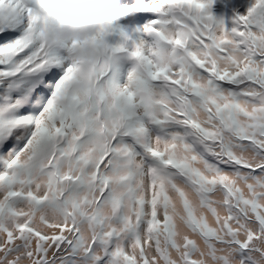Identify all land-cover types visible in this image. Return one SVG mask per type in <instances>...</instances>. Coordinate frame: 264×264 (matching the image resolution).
I'll list each match as a JSON object with an SVG mask.
<instances>
[{"label":"snow or ice","instance_id":"obj_1","mask_svg":"<svg viewBox=\"0 0 264 264\" xmlns=\"http://www.w3.org/2000/svg\"><path fill=\"white\" fill-rule=\"evenodd\" d=\"M131 2L85 63L55 0H0V264H264V0H161L139 42Z\"/></svg>","mask_w":264,"mask_h":264},{"label":"clouds","instance_id":"obj_2","mask_svg":"<svg viewBox=\"0 0 264 264\" xmlns=\"http://www.w3.org/2000/svg\"><path fill=\"white\" fill-rule=\"evenodd\" d=\"M114 8V0H56L57 16L46 31V44L54 48L68 41L81 42L67 50L69 57L76 62L91 63L105 57L109 44L107 37L99 46L83 42L97 35L101 26L111 18ZM172 59L169 55L163 62L171 63ZM75 87L88 90L93 85L81 75Z\"/></svg>","mask_w":264,"mask_h":264},{"label":"trees","instance_id":"obj_3","mask_svg":"<svg viewBox=\"0 0 264 264\" xmlns=\"http://www.w3.org/2000/svg\"><path fill=\"white\" fill-rule=\"evenodd\" d=\"M220 10L218 13H216V17L215 19L221 18L223 20H234V17L236 16L235 12L237 10V8H242V7H236L230 3H228L227 1H223L220 4Z\"/></svg>","mask_w":264,"mask_h":264},{"label":"rangeland","instance_id":"obj_4","mask_svg":"<svg viewBox=\"0 0 264 264\" xmlns=\"http://www.w3.org/2000/svg\"><path fill=\"white\" fill-rule=\"evenodd\" d=\"M236 1H243V2L246 1V10H247L248 7L251 5V1H252V0H236ZM158 3H159V0H146V1H145V4L148 5L149 7H154V6H155L156 4H158ZM246 10L239 11L238 14H239V15H244V14H242V13H243L244 11H246ZM212 13H213V16H214V18H215V17H216V13H215V11L212 10ZM140 40H144V39H143V38H139L138 42H139Z\"/></svg>","mask_w":264,"mask_h":264},{"label":"bare ground","instance_id":"obj_5","mask_svg":"<svg viewBox=\"0 0 264 264\" xmlns=\"http://www.w3.org/2000/svg\"><path fill=\"white\" fill-rule=\"evenodd\" d=\"M250 6H251V5H250ZM250 6H249V7H250ZM249 7H248V8H249ZM247 10H248V9H247ZM247 10L244 11L242 14L246 15V14H247Z\"/></svg>","mask_w":264,"mask_h":264}]
</instances>
